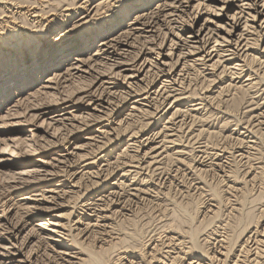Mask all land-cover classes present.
I'll return each mask as SVG.
<instances>
[{
	"label": "rangeland",
	"instance_id": "374dc122",
	"mask_svg": "<svg viewBox=\"0 0 264 264\" xmlns=\"http://www.w3.org/2000/svg\"><path fill=\"white\" fill-rule=\"evenodd\" d=\"M141 1L0 0V72L75 42L1 93L0 264H264V0H184L139 33L170 0ZM186 12L211 55L171 47Z\"/></svg>",
	"mask_w": 264,
	"mask_h": 264
},
{
	"label": "bare ground",
	"instance_id": "6f19581e",
	"mask_svg": "<svg viewBox=\"0 0 264 264\" xmlns=\"http://www.w3.org/2000/svg\"><path fill=\"white\" fill-rule=\"evenodd\" d=\"M87 1V0H86ZM85 0H83V2L81 3H86ZM151 0H142L140 2V4L137 5L138 7V10L139 9H142L144 7H146L147 4H149ZM184 0H170L169 2H162L160 4H157L156 7L154 9H152L150 12L146 13V14H140L138 16H135L133 21H132V25H134V27H132V29H134V31H139V33L143 32L146 30V27H151L153 28L155 25L159 24V21H162L163 23L166 22V21H170V20H173V16L175 15H178L177 14V11H182L184 8V6L186 4H183ZM246 4V3H245ZM255 4V2H252V5ZM32 5V4H31ZM35 5V4H34ZM87 4H79L78 7L74 8V10H72L71 13L68 14V16H70L71 14H75L77 13L79 10H84V9H88V7L86 6ZM251 4H249L248 6L252 7L253 10L260 16V15H263V18L261 20V23L256 25V27H260V31H259V36L261 37L260 39L264 40V32H262V30L264 29V1L261 5V10H259V7H256L254 8ZM4 6V5H3ZM187 6V5H186ZM197 9V8H196ZM31 10V9H30ZM197 11V10H196ZM183 12V11H182ZM194 12V11H193ZM32 13V12H31ZM33 16H36V13H35V10L33 11ZM199 13V12H198ZM129 14V10H126L125 14L123 17H126L127 15ZM187 14V17L185 18H188V19H184V23L180 26H176L175 28L179 29L184 27L185 30H190L188 31L186 34H180V35H174L175 37V40L171 38V41H172V48H178L180 49L179 50V53H178V58H184L186 56H191L194 54L195 50H198V51H201L203 53H206L207 55H211V52L210 50H206L207 48L204 46H196V45H191L190 42H196L198 37H199V32L200 30L199 29H189L187 28L189 25H192L194 23L193 21V17L192 13L190 12H186ZM249 15V14H248ZM250 16L252 17V21L253 22H256V19H255V16L251 15ZM44 17V16H43ZM35 18H39L38 17V14H37V17ZM42 18V17H40ZM121 19V18H120ZM50 22V20H49ZM54 24V23H52ZM257 24V22H256ZM182 26V27H181ZM52 28V27H51ZM92 31V33L88 34V35H82L84 38L86 37H90L91 39H89L88 41H91L94 37L93 35L95 34H98L100 33V31H93V30H90V32ZM124 34V33H123ZM173 34V32L171 33ZM179 34V33H178ZM126 35L127 37V34H124ZM123 35V36H124ZM93 37V38H92ZM122 36H119V37H116V38H113L111 41L114 42V44H123V43H126L127 40H123L121 38ZM32 39V38H30ZM95 39V38H94ZM224 42H226L227 44H222V43H219L218 46L221 47L222 45H224V49L223 48H213L211 47L210 49H212L213 51H216V54L215 55H218L219 56H224L226 54H223V55H219L218 53V49L221 50L220 52L222 53H225L226 51H231V57L235 56L237 54V52H235V50H238V45L240 43H233L232 41H228L226 39L223 40ZM85 42V41H84ZM232 42V43H231ZM74 41H72V39H70V42L63 45L62 47H60V50L56 53L55 57H54V60H51V57L50 58H38L39 57V52H37V55H34L33 56V53H30V51L32 50L30 48L29 52H26L24 53V57H23V61H21L22 65L20 66V69H16V70H13V72H10V73H5V72H0V97H1V93H3V91H5L6 89H10V88H13L11 87L10 85L17 83V82H21V80H19L20 77H24L23 78V81H29V75H27V72H28V69L30 68V66H33V63L31 61H33V59H35V67L36 68H33L34 71H38L39 75L40 76L41 74H45L48 69L50 67H54V65L56 64H59V63H62L64 62L65 59H67V56L69 54H71V52L75 49L74 47ZM49 44V42L47 43ZM215 45V43L213 44ZM32 47V46H30ZM231 47H234V50L232 48L231 50ZM1 48V47H0ZM3 48V47H2ZM23 48V47H22ZM29 48V47H28ZM184 49H188L186 51L188 52H185ZM191 49V50H190ZM145 50V49H144ZM74 53V52H73ZM72 53V54H73ZM144 53V52H143ZM238 55V54H237ZM34 57V58H33ZM231 57H228L226 58L227 60H229ZM50 59V60H49ZM202 60H205V59H202ZM231 60V59H230ZM183 63V62H182ZM204 64V62H203ZM70 65V64H69ZM73 69H77L79 70V67H73ZM165 70L167 73H165ZM185 70V69H184ZM17 71V72H16ZM160 73H165V75H162V76H167L169 77L172 72H174V70H166V69H161L159 71ZM158 72V73H159ZM24 76H23V75ZM167 74V75H166ZM8 75V76H7ZM155 76V75H154ZM161 76V75H160ZM158 74H156L155 78L153 79V81L157 78V77H160ZM171 77V76H170ZM27 81V82H28ZM165 85L163 84L161 89L164 87ZM147 88V87H146ZM188 88V87H187ZM161 89L157 92V94L159 93V95H162L164 93H166V91L164 90L162 93L160 92ZM148 91V90H147ZM146 91V92H147ZM171 91V90H170ZM174 91V90H173ZM184 91V90H183ZM186 92V91H185ZM148 93V92H147ZM130 94V93H129ZM131 95V94H130ZM138 95V94H137ZM136 95V96H137ZM7 97V95L5 96ZM134 97V96H133ZM132 98V96H131ZM151 98V97H150ZM134 102V101H133ZM109 103V102H107ZM162 103V102H161ZM161 105V104H160ZM159 105V106H160ZM135 114H132V113H129V118L132 120V118H134ZM134 116V117H133ZM138 117V116H137ZM127 120V119H126ZM144 123V122H143ZM128 124V123H127ZM130 124V123H129ZM247 128V127H246ZM181 129V128H180ZM198 143V142H197ZM44 150V149H43ZM125 155V154H124ZM177 174V173H176ZM139 190V189H138ZM109 200V199H108ZM119 200V199H118ZM114 201V200H113ZM111 202V201H110ZM87 204H92L94 205L93 207H91L90 209H92L93 211L97 210L96 206H99V204L97 203H87ZM105 204V203H104ZM100 209V208H99ZM252 240V239H251ZM254 240V239H253ZM249 242V241H248ZM253 242V241H252ZM255 242V241H254ZM257 248V247H256ZM250 251V249H249Z\"/></svg>",
	"mask_w": 264,
	"mask_h": 264
}]
</instances>
